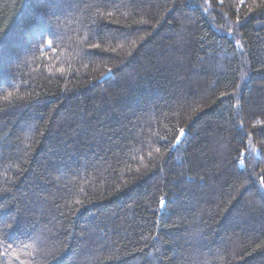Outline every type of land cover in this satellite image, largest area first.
I'll list each match as a JSON object with an SVG mask.
<instances>
[{
	"label": "trees",
	"instance_id": "16d2710c",
	"mask_svg": "<svg viewBox=\"0 0 264 264\" xmlns=\"http://www.w3.org/2000/svg\"><path fill=\"white\" fill-rule=\"evenodd\" d=\"M0 29V264H264V0H0Z\"/></svg>",
	"mask_w": 264,
	"mask_h": 264
},
{
	"label": "snow or ice",
	"instance_id": "6c2138e0",
	"mask_svg": "<svg viewBox=\"0 0 264 264\" xmlns=\"http://www.w3.org/2000/svg\"><path fill=\"white\" fill-rule=\"evenodd\" d=\"M109 15H111V13H109ZM49 34H51V33H49ZM5 41H6V35L4 34V31L2 29H0V48L3 47ZM48 43L50 45L52 43V41H48ZM96 46H98V45H96ZM183 135H184V130L181 129L180 130V136L182 137ZM177 140L179 141V137L177 138ZM240 163H241V166H243L244 161L241 160ZM261 183L264 184V179H262ZM77 203H79V201H77ZM160 204H161V207H163L165 205V201L163 198L160 200ZM6 227H8L10 229L12 227V224H8ZM0 243H3V241H0ZM8 246L11 247V244L9 243Z\"/></svg>",
	"mask_w": 264,
	"mask_h": 264
},
{
	"label": "water",
	"instance_id": "95a60500",
	"mask_svg": "<svg viewBox=\"0 0 264 264\" xmlns=\"http://www.w3.org/2000/svg\"><path fill=\"white\" fill-rule=\"evenodd\" d=\"M110 76H111V74L108 73L107 75L103 76V77L100 79V82H101V81H104V80H106V79H108ZM183 138H184V135H183L182 137L179 136V141L177 140V141L175 142L174 147L180 145V143L182 142ZM160 209H162L161 206H160Z\"/></svg>",
	"mask_w": 264,
	"mask_h": 264
}]
</instances>
